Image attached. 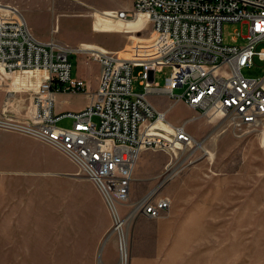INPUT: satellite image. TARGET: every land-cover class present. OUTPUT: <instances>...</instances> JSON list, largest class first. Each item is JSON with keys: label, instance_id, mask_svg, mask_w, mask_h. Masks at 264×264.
<instances>
[{"label": "rangeland", "instance_id": "1", "mask_svg": "<svg viewBox=\"0 0 264 264\" xmlns=\"http://www.w3.org/2000/svg\"><path fill=\"white\" fill-rule=\"evenodd\" d=\"M0 3L17 6L43 41L53 38L131 58L151 56L139 43L149 34L147 21L133 23L106 14L130 8L132 0ZM247 33V24L225 22L224 44L235 45ZM71 61L73 74L82 65L88 79L96 80L97 62L89 53H74ZM156 67L161 69L150 73L163 87L177 65ZM141 68L134 69L135 92L144 91ZM242 72L261 77L264 61L256 57ZM182 92L181 87L175 89V94ZM149 96L157 106H170L167 117L174 123L197 115L181 102L171 105L174 98L167 94ZM5 100L6 92L0 111ZM86 101L80 93L72 107ZM196 117L187 128L203 141L200 146L185 147L177 155L162 149L142 152L129 199L120 209L125 218L120 230L97 186L67 156L31 136L0 128V264H264L263 129L235 133L218 117ZM98 122L94 117L93 123ZM172 158L176 173L160 184ZM147 194L170 197L172 208L159 217L132 211Z\"/></svg>", "mask_w": 264, "mask_h": 264}, {"label": "built area", "instance_id": "2", "mask_svg": "<svg viewBox=\"0 0 264 264\" xmlns=\"http://www.w3.org/2000/svg\"><path fill=\"white\" fill-rule=\"evenodd\" d=\"M106 14L114 19L145 14L149 34L139 43L151 56L134 59L120 51L72 47L53 38L43 41L17 6L0 3V76L10 79L6 85L0 83L6 92L0 128L31 136L67 156L94 182L121 222L120 209L129 199L141 153L162 149L177 155L185 147H195L202 140L187 124L196 116L218 117L235 133L264 129V74L247 77L242 72L256 57L264 61V0H132L130 8ZM225 22L247 24L248 33L235 45L224 44ZM74 53H89L99 63L95 91L73 74ZM163 63H175L177 69L162 87L150 72ZM137 66L142 67V92L132 86ZM23 72H33L36 88L16 83ZM179 87L183 92L178 95ZM80 92L89 97L84 109L56 112L58 93ZM150 94L182 100L197 115L175 124L167 117L170 106L158 108ZM94 117L99 118L96 125ZM66 118L70 127L60 125ZM173 158L160 184L176 173ZM172 204L168 196L147 194L132 211L159 217Z\"/></svg>", "mask_w": 264, "mask_h": 264}, {"label": "crops", "instance_id": "3", "mask_svg": "<svg viewBox=\"0 0 264 264\" xmlns=\"http://www.w3.org/2000/svg\"><path fill=\"white\" fill-rule=\"evenodd\" d=\"M96 73H97L96 80H90V79H88L87 73L83 70L82 65H80V67L78 69H75L74 75L78 76L81 79H84L87 82V84L90 86L89 87L90 91H95L96 88L98 87V75L100 73V65L98 62H97ZM17 79L18 80L16 83L23 84L29 88H33L35 86L34 81H33L34 80V74L31 72L20 73L18 75ZM0 83H2L4 85L7 84L6 79L2 76H0ZM14 86H16V85L13 84V87ZM80 93H58L57 97H56V106H55L56 112L62 113V112H66V111H78V110L84 109L89 104V97L85 93H81V94H84V96L87 98L86 104H84L83 106L81 105V106L72 107V105L75 103V99L77 98V95H80ZM4 97H5V91L3 89H0V107H1L2 100L4 99ZM154 101L157 102L155 99H154ZM178 102H181V104H183V106H185V107L188 106L182 100L174 102L173 104L178 103ZM158 108L164 109L161 106H158ZM186 119H188V117H186L183 121H185ZM66 120L69 121L70 119L66 118ZM175 124H178V123H175ZM142 157H143V155L141 153V155H140V157L136 163V167H139L141 165Z\"/></svg>", "mask_w": 264, "mask_h": 264}, {"label": "bare ground", "instance_id": "4", "mask_svg": "<svg viewBox=\"0 0 264 264\" xmlns=\"http://www.w3.org/2000/svg\"><path fill=\"white\" fill-rule=\"evenodd\" d=\"M119 20H122V21H128V22H133V23H140V22H143V21H148V18H147V16L145 15V14H141V15H139L137 18H135V19H119ZM84 49H93V50H99V49H95V48H84ZM131 58V57H130ZM147 58H149V57H147ZM134 59H142V58H134ZM146 59V58H145ZM23 73H26V72H23ZM31 73H33V72H31ZM35 88H36V86H34ZM33 87V88H34ZM163 122V121H162ZM262 132L264 133V129L262 130ZM203 143V141H200L199 143H197V147L198 146H200L201 144ZM149 195V194H148ZM130 215H132V214H128L126 217H130ZM124 221H125V218H122V221L121 222H117V225H116V227H115V229H122V226H123V224H124ZM121 238H122V240L124 241V242H126V239H127V237H126V235L122 232L121 233ZM124 244L122 243V250H123V253H122V255H123V257H125V255H126V252H124Z\"/></svg>", "mask_w": 264, "mask_h": 264}]
</instances>
